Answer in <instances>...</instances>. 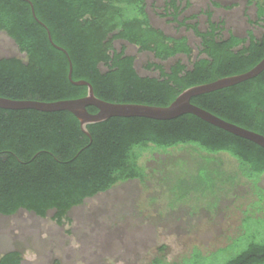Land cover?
<instances>
[{"label":"trees","instance_id":"trees-1","mask_svg":"<svg viewBox=\"0 0 264 264\" xmlns=\"http://www.w3.org/2000/svg\"><path fill=\"white\" fill-rule=\"evenodd\" d=\"M249 5L256 8L254 24L262 29L260 36L228 30L211 9L189 14L192 0H165L158 14L176 27V35L152 24L147 0H0V32L21 54L0 57V97L41 102L86 97L88 88L69 79L72 64V80L90 83L101 100L168 107L185 90L247 73L264 59V0H250ZM181 31L198 40L196 54ZM117 43L123 45L117 48ZM124 43L154 56L158 62L146 66L154 75L138 72L136 57L127 53ZM192 104L264 136V71L236 86L194 97ZM88 111L98 112L94 107ZM87 129L90 137L67 111L0 109V216L26 211L46 218L53 213L63 225L88 199L118 183L144 181L145 153L176 148L197 154L186 163L177 160L159 168L161 173L167 169L181 174L164 179L173 184L176 198L213 192L225 176L218 156L227 153L264 203V190L258 187L264 176V148L195 115L170 121L112 118ZM178 161L189 165L179 168ZM231 245L214 253L215 260L229 253ZM23 260L19 249L0 256V264ZM153 264L170 263L156 259ZM182 264L216 262L196 253ZM223 264H264V232L251 235L246 247Z\"/></svg>","mask_w":264,"mask_h":264},{"label":"rangeland","instance_id":"rangeland-1","mask_svg":"<svg viewBox=\"0 0 264 264\" xmlns=\"http://www.w3.org/2000/svg\"><path fill=\"white\" fill-rule=\"evenodd\" d=\"M249 1L192 0L188 13L211 9L214 19L224 20L228 30L242 36L255 31L260 36L262 29L254 24L256 8ZM147 2L152 24L176 35V27L158 16L165 0ZM205 20L204 14L200 16L203 29ZM180 34L190 38L196 54L198 40L186 31ZM122 45L117 43V48ZM124 45L127 53L136 57L138 72L154 75L146 70L148 63L158 62L154 56ZM11 56L21 54L14 41L0 32V57ZM180 58L187 62L186 57ZM195 156L190 148L145 153L141 159L147 169L144 181L118 183L107 193L88 199L69 213L63 225L53 219V213L46 218L26 211L0 216V256L19 249L23 264H153L156 259L182 264L200 253L208 261L225 263L246 247L251 235L264 232V203L259 202L253 182L242 175L238 162L227 153L218 156L225 176L213 192L176 198L173 184L164 179L173 180L181 174L167 169L161 173L159 168L177 160L186 163ZM178 165L187 168L189 162ZM258 187L264 190V176ZM231 243L229 253L215 260L213 254Z\"/></svg>","mask_w":264,"mask_h":264},{"label":"water","instance_id":"water-1","mask_svg":"<svg viewBox=\"0 0 264 264\" xmlns=\"http://www.w3.org/2000/svg\"><path fill=\"white\" fill-rule=\"evenodd\" d=\"M49 37L52 41L51 36ZM60 49L63 50L62 48ZM263 71L264 59L247 73L226 77L209 84L189 88L180 94L170 106L157 107L140 104H118L101 100L96 97L90 83L86 81L74 82L72 80L71 64L69 79L76 86H86L88 88V95L86 97L58 102L19 101L0 97V109L16 111L36 110L44 113L67 111L78 119L82 131L89 137L90 134L87 129L89 125L103 123L112 118H144L157 121H170L183 115L192 114L213 126L223 129L237 137L249 140L264 148L263 135L229 123L192 104V99L194 97L236 86L258 77ZM89 107L96 108L98 112L96 114L90 113L88 111Z\"/></svg>","mask_w":264,"mask_h":264}]
</instances>
